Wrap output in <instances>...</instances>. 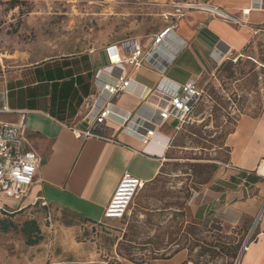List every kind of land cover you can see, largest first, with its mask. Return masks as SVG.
Returning a JSON list of instances; mask_svg holds the SVG:
<instances>
[{
  "label": "crops",
  "instance_id": "obj_1",
  "mask_svg": "<svg viewBox=\"0 0 264 264\" xmlns=\"http://www.w3.org/2000/svg\"><path fill=\"white\" fill-rule=\"evenodd\" d=\"M201 6L207 9L186 11L175 22L169 48L159 54L162 60L174 56L163 73L148 64L114 69L106 57V46L11 68L0 64V120L23 121L30 145L41 158L26 197L14 200L0 194V219L8 218L0 223L5 228L15 227L17 242L25 243L24 263H36L40 246L35 242L36 231L43 236L63 212L73 214L83 224L106 220L104 207L122 173L128 171L146 183L152 181L178 134L171 119L141 145L137 135L122 130L112 114L102 132L108 139L78 136L76 130L88 128L83 107L95 90L99 73H127L132 92L113 99L115 110L146 120L156 115L154 94L161 79L160 87L167 90L190 79L202 88L204 80L213 76L225 59L241 55L264 23V10L256 8L252 0H207ZM208 8L217 9L221 15ZM245 10L249 12L245 14ZM106 66L112 70L107 71ZM224 145L227 160L204 186L193 216L218 217L221 226L246 231L242 243L247 240L249 245L236 264H264V176L257 173L264 161V102L256 115L238 117ZM48 213L51 224L46 221ZM173 261L170 258L156 264H176ZM38 264L105 263L55 259L47 252Z\"/></svg>",
  "mask_w": 264,
  "mask_h": 264
},
{
  "label": "rangeland",
  "instance_id": "obj_2",
  "mask_svg": "<svg viewBox=\"0 0 264 264\" xmlns=\"http://www.w3.org/2000/svg\"><path fill=\"white\" fill-rule=\"evenodd\" d=\"M206 2L0 0V64L11 68L129 39L148 46L182 14ZM258 30L241 55L225 59L204 80V94L177 131L160 174L135 195L127 214L93 225L63 212L43 236L36 231L35 264L47 252L55 259L105 264H156L170 258L176 264H236L246 231L223 227L218 217L197 219L193 209L227 160L224 140L235 121L263 106L264 23ZM16 235L15 227L0 223V264H26L25 243Z\"/></svg>",
  "mask_w": 264,
  "mask_h": 264
},
{
  "label": "built area",
  "instance_id": "obj_3",
  "mask_svg": "<svg viewBox=\"0 0 264 264\" xmlns=\"http://www.w3.org/2000/svg\"><path fill=\"white\" fill-rule=\"evenodd\" d=\"M256 8L264 10V0H252ZM205 8V6H198ZM207 9V8H205ZM209 9V8H208ZM209 12L221 15L217 9ZM249 10H245L247 14ZM176 24L172 23L167 28L154 36L148 46L140 41L129 39L121 43L109 44L105 54L109 64L116 66L128 65L140 67L150 65L160 73L166 71L174 56L159 57L163 48L168 49L169 40L174 35ZM95 90L84 102L83 119L88 120V128L76 130L78 136L98 137L108 139L103 135L104 124L112 117H117V122L123 129L136 134L141 145H146L154 136L156 129L169 120L176 122L175 130L178 131L190 114L204 89L198 87L192 79L184 84H174L172 90L160 87L162 79L156 85L154 97L156 115L148 119H141L131 113H118L115 110L113 99L124 93H131V80L124 71L113 70L110 73L100 72L96 78ZM41 163L40 156L31 147L26 126L23 121L10 122L0 120V194L7 198L20 200L26 197L35 180V173ZM144 181L128 171H124L115 186L103 211L104 219H122L128 212L130 205L143 187ZM42 206L46 202L41 200ZM46 221L51 224L52 217L48 213ZM249 243L245 240L241 244L240 254L247 250Z\"/></svg>",
  "mask_w": 264,
  "mask_h": 264
},
{
  "label": "trees",
  "instance_id": "obj_4",
  "mask_svg": "<svg viewBox=\"0 0 264 264\" xmlns=\"http://www.w3.org/2000/svg\"><path fill=\"white\" fill-rule=\"evenodd\" d=\"M238 59H239V57H237V60H238ZM195 106H196V105H195ZM194 108H195V107H194ZM160 171H161V170H160ZM159 174H160V173H159ZM159 174H158V175H159ZM158 175H157L155 178H157ZM155 178H154V179H155ZM154 179H153V180H154ZM153 180H152V181H153ZM207 181H208V178H207V179H204L201 183H205V182H207ZM150 182H151V181H150ZM145 185H146V182L144 183L143 187H144ZM143 187H142V188H143ZM142 188H141L140 190H142ZM195 189H197V188H195ZM140 190H139V191H140ZM137 194H138V193H137ZM133 200H134V199H133ZM195 217H196L197 219L200 218V216H199L198 214H196ZM140 262L143 263L142 260H141ZM115 264H118V263H115Z\"/></svg>",
  "mask_w": 264,
  "mask_h": 264
},
{
  "label": "bare ground",
  "instance_id": "obj_5",
  "mask_svg": "<svg viewBox=\"0 0 264 264\" xmlns=\"http://www.w3.org/2000/svg\"><path fill=\"white\" fill-rule=\"evenodd\" d=\"M257 173L264 176V161L261 162L260 166L258 167Z\"/></svg>",
  "mask_w": 264,
  "mask_h": 264
}]
</instances>
